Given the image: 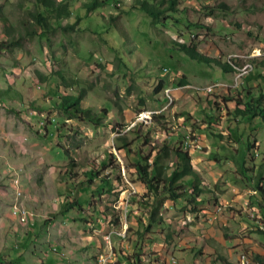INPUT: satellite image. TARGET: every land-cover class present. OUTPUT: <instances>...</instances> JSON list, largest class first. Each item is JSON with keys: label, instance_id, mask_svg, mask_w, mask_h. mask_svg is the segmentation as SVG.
<instances>
[{"label": "rangeland", "instance_id": "1", "mask_svg": "<svg viewBox=\"0 0 264 264\" xmlns=\"http://www.w3.org/2000/svg\"><path fill=\"white\" fill-rule=\"evenodd\" d=\"M83 1L69 0L74 8ZM131 1L95 8L100 23L115 19L116 27L102 35L92 23L93 30L76 25L41 32L29 15L33 0H0V210L10 208L13 181L37 221L30 237L36 244L26 250L20 237L17 251L48 264L47 254L55 262L60 248L77 264L75 246L85 249L95 238L98 246L83 256L90 264L110 249L121 264L127 263L120 254L135 252L141 264H264V199L255 189L264 183V123L234 124L226 113L234 102L220 99L242 96L249 86L264 92V0H179L168 26L142 10L126 14ZM220 3L223 8L206 10ZM172 40L251 69L235 82L236 68L225 72L190 59ZM55 92L81 93L80 105L98 113V123L60 112L50 101ZM207 100L217 107L211 110ZM136 134L147 137L144 150L180 140L203 188L197 210L185 198L154 200L146 192L124 147ZM87 164L108 175L110 190L83 187L77 179L68 187L65 170H88ZM68 196L78 197L81 209L63 211ZM142 198L155 204L160 219L140 237L149 209ZM62 218L54 237H41L47 224Z\"/></svg>", "mask_w": 264, "mask_h": 264}, {"label": "trees", "instance_id": "2", "mask_svg": "<svg viewBox=\"0 0 264 264\" xmlns=\"http://www.w3.org/2000/svg\"><path fill=\"white\" fill-rule=\"evenodd\" d=\"M111 1L113 0H85L78 8H74L73 2H69V0H33L34 6L32 10H29V15L41 32H49L54 30L56 26L63 30L73 29L76 25H78V28L82 27L84 29L88 28L93 30L94 27L90 25L92 23L98 28V32L103 35V32H109L113 26L116 27L114 16L110 15L109 22H104V20H102L100 23L98 17H102V14L94 10L96 7ZM178 2L179 0H132L130 5L133 11H131L132 9L124 8V12L132 15L137 12L136 10H142L150 17L152 22H160L168 26L172 13L177 10ZM215 8H223V3L217 6H206V10L209 12H212ZM62 18H69V20L64 25H60L58 21ZM172 42V48L183 52L190 59L204 64L215 63L225 72L235 69V66H233L234 64L231 62L222 61L199 52L196 49L195 43L176 40H172ZM56 75L57 79L66 80L65 76L62 74L56 73ZM161 87L162 81L158 80L156 89L158 90ZM56 93L57 92L50 98V101L52 102V106L56 107L60 112L69 117L86 119L93 124L98 123L97 121L100 119L98 113L80 105L82 98L81 93ZM220 99L224 101V103L228 101L234 102L232 112H226L228 116L230 115L227 120L234 124L238 123L240 120L246 123H250L252 120H255L256 124L264 123V92L261 87L257 92H253L249 86L245 88L242 96L239 94H236L235 97L226 95L220 96ZM207 103L211 110L218 105V102L214 100L212 102L207 100ZM208 117L211 119L212 115H208ZM47 121L50 128H53L54 122L49 119ZM244 126H242L243 131L239 132L240 139L243 136ZM54 130L56 133H59L58 129L54 128ZM143 143H149L147 137L144 136V134H136L131 140V143H125L124 147L126 149V156L130 159L137 178L146 188V192L152 194L154 200H157L159 195H163L173 201L180 197L185 198L191 203L192 211L197 210L195 208L196 199L203 188L200 185V178L197 170L191 165L190 154L181 147L180 140H176L173 143L162 140L158 145H149V149L147 150L142 148ZM244 144L247 150L252 147L247 136L244 140ZM261 162L264 164V156ZM100 165L101 164H99V166ZM87 166L88 170H81L80 172H73L70 168L66 169L62 175L63 181L68 183V187L72 184L76 185L75 180L77 179V184L83 187L97 184L100 186L99 190L103 187L110 190L112 182L108 179V175L100 174L97 166H93L92 164H87ZM187 182L189 186L185 187ZM255 189L258 191L260 197L264 199V183L256 185ZM67 191H70V189ZM140 201L141 203L149 205V209L147 210V223L143 226L142 230L138 232L140 237H142L143 230H148L151 223H158L160 214H157L154 203H149L143 198ZM77 208L81 209L80 200L78 197L70 196L66 201L65 207H63V211L67 212ZM120 256L123 258L122 261L127 264H141V256L137 252L131 255L126 253L120 254ZM115 261L121 264L116 258Z\"/></svg>", "mask_w": 264, "mask_h": 264}, {"label": "crops", "instance_id": "3", "mask_svg": "<svg viewBox=\"0 0 264 264\" xmlns=\"http://www.w3.org/2000/svg\"><path fill=\"white\" fill-rule=\"evenodd\" d=\"M0 173H3V172L0 171ZM14 177L15 176H13L11 179L13 180ZM14 182L18 184V179L14 178ZM11 184L14 186V189L16 188L13 198L11 199V202L15 198H18L22 201L21 190L18 188V186L14 185L13 181L11 182ZM27 211H28V215H27L26 221L20 222L17 219V217L11 213L10 209L0 210V232H2V236H0V264H35V262L32 263L29 261L30 260L29 256H26V255L22 256L21 255L22 251H17V248L19 246L18 239H20V237H24L25 239L24 248L26 250L32 244H36V241H34L33 237H32V240L30 239V237L32 236V233L34 232V230L37 228V221H35L33 217L34 214L32 213V211H29L28 209ZM65 222L66 221L63 218L61 221L56 220V221L50 222L49 224L46 225V233L42 234L41 237H45V234L46 235L51 234V237H54L53 232H56V231H52V230L61 229L60 228L62 227L61 225ZM56 224H59L60 226H57ZM24 226L26 229L23 230V232L20 231L21 229H23ZM61 234L62 233L60 231V235ZM77 235L80 236L81 239H83L81 244L83 245L86 244V241L84 240L85 235H83V233L82 234L77 233ZM88 240L90 244L86 245L85 249L81 248L82 246L78 244L75 246L76 251L79 252V256L77 255V257H79L78 259H80L79 261H76L77 264H81V261L83 262L82 264H90L92 262V260L90 259L89 260L88 259L86 260V258L84 259L83 256L86 257V253H88V255H92L93 252L91 251H93V249L98 246V242L96 241L95 238H89ZM81 250L84 252H82ZM55 252L59 253L57 261L49 262L50 254H47L45 262H47L48 264H71L70 258H68L67 256L62 257L64 255L63 250L58 248V250H56ZM1 253H4L7 257L3 256ZM39 264H44V262H40Z\"/></svg>", "mask_w": 264, "mask_h": 264}, {"label": "bare ground", "instance_id": "4", "mask_svg": "<svg viewBox=\"0 0 264 264\" xmlns=\"http://www.w3.org/2000/svg\"><path fill=\"white\" fill-rule=\"evenodd\" d=\"M235 68H236V71H237L236 74H241V77H242L244 75V73H246L247 71H249L251 69V65L249 63H245L242 66L235 67ZM236 74H235V76H236ZM235 82H238V80H235ZM207 89L210 90L211 89V86H208ZM20 206L23 208V210H22V216H20V214H19V208H20ZM9 209H10L11 213L14 216H16L17 219L20 222H25L26 221L27 215H28V211L26 209V206L24 205V203L20 199H18V198L13 199V201L11 202V205H10V208ZM107 252L99 253L97 255V257H96V264H102V258H103V256L105 254H107ZM109 260L110 261H115L113 259V252L111 250L109 251Z\"/></svg>", "mask_w": 264, "mask_h": 264}, {"label": "built area", "instance_id": "5", "mask_svg": "<svg viewBox=\"0 0 264 264\" xmlns=\"http://www.w3.org/2000/svg\"><path fill=\"white\" fill-rule=\"evenodd\" d=\"M163 69H167V68H163ZM240 78H241V74H236V76H234V79L235 80H239ZM22 210H23V208L20 206V208H19V214H20V216H22ZM110 250H108L107 254H105L103 256V258H102V264H120V263H118L116 261H110L109 260V251Z\"/></svg>", "mask_w": 264, "mask_h": 264}]
</instances>
